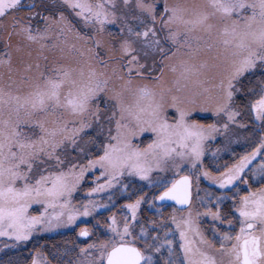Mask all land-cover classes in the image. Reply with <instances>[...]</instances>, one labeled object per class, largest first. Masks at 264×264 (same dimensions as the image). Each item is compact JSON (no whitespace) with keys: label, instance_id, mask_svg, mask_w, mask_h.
Wrapping results in <instances>:
<instances>
[{"label":"snow or ice","instance_id":"1","mask_svg":"<svg viewBox=\"0 0 264 264\" xmlns=\"http://www.w3.org/2000/svg\"><path fill=\"white\" fill-rule=\"evenodd\" d=\"M82 217L30 264H264V0H0V238Z\"/></svg>","mask_w":264,"mask_h":264},{"label":"rangeland","instance_id":"2","mask_svg":"<svg viewBox=\"0 0 264 264\" xmlns=\"http://www.w3.org/2000/svg\"><path fill=\"white\" fill-rule=\"evenodd\" d=\"M237 150L239 151L240 149L237 148ZM223 158L225 160L228 159L227 154H225ZM206 185H207V182L205 181L202 186H206ZM87 187H88V185L86 184L85 185V189ZM106 197H107V193L103 194V198L105 199V202H106ZM77 198L78 199L84 198V193L83 192L77 193ZM122 202L123 201H117V207ZM152 211H154V210H152ZM166 211H168V210L166 209ZM148 214H151V213H148ZM101 215L102 216H107V215H109V213L107 212V210L101 209V213L99 215H97L96 218H100ZM118 215H119V213H118ZM91 219H94V218L93 217H82L80 220H78L76 222L75 225L70 226V227L60 228V229L66 231L68 229L73 228L74 226L75 227L77 226L78 227L77 233H78L80 228L88 227V226H78V225L80 223H84V222L89 221ZM60 229H57V230H60ZM57 230H55V231H57ZM53 233H54V231L53 232H46V233H38V234L34 235L33 238L30 241L22 243V244H19V245L15 246V247H5V238H0V262H4V264H8V262H13V264H26V262H24V257H23L24 256V251H26V250L30 251V249L34 248V246L37 245L40 242L41 238L39 239V237H41L42 235L52 236ZM35 239H39V240H37L36 242H32ZM7 243L11 244L12 242L8 241ZM62 244H63V242L61 243V245ZM29 254H30V252L27 254V256Z\"/></svg>","mask_w":264,"mask_h":264},{"label":"trees","instance_id":"3","mask_svg":"<svg viewBox=\"0 0 264 264\" xmlns=\"http://www.w3.org/2000/svg\"><path fill=\"white\" fill-rule=\"evenodd\" d=\"M95 223H96V220L91 219V220L86 221L84 223H80L78 226H88V227L92 228ZM77 231H78V227L74 226L73 228L68 229L66 231H64L62 229L54 231L52 236L42 235L41 237H39V239L41 238L40 242L37 245H35L34 248L30 249V251L29 250L24 251V256H23L24 262H26V264H30V258H31V255L34 254V249L41 248V246H43V250H45L46 253H48V254H50L53 251V249L51 247L52 244H56L58 247H62L64 245L65 241L75 239ZM39 239H35L32 242H36ZM62 242H63V244L61 245ZM29 252H30V254L27 256V254ZM49 258H51V255H49Z\"/></svg>","mask_w":264,"mask_h":264},{"label":"water","instance_id":"4","mask_svg":"<svg viewBox=\"0 0 264 264\" xmlns=\"http://www.w3.org/2000/svg\"><path fill=\"white\" fill-rule=\"evenodd\" d=\"M169 203H171V202H169Z\"/></svg>","mask_w":264,"mask_h":264}]
</instances>
